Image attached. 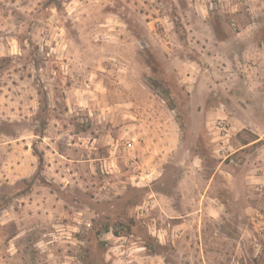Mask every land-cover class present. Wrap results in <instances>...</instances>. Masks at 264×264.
<instances>
[{
    "label": "rangeland",
    "instance_id": "374dc122",
    "mask_svg": "<svg viewBox=\"0 0 264 264\" xmlns=\"http://www.w3.org/2000/svg\"><path fill=\"white\" fill-rule=\"evenodd\" d=\"M242 2L0 0V264H264V67L219 43L264 28ZM185 174L206 197L171 220L149 191Z\"/></svg>",
    "mask_w": 264,
    "mask_h": 264
},
{
    "label": "crops",
    "instance_id": "0c3cea01",
    "mask_svg": "<svg viewBox=\"0 0 264 264\" xmlns=\"http://www.w3.org/2000/svg\"><path fill=\"white\" fill-rule=\"evenodd\" d=\"M231 1V0H228ZM243 0H238V4L235 5L234 9L231 11L234 12L233 17L239 16L241 13H239L240 3L241 5L244 4L242 2ZM259 4L264 5V0H253ZM245 4L253 6L250 1L246 2ZM254 4V3H253ZM262 6L260 9L262 10ZM257 17H248L249 22V28H244L243 30L231 32L228 31L226 34L222 35V38L219 39V43L223 45V47H232L233 49H237L235 53L239 55L240 51H242L244 48L252 50L254 55V65H257L258 68L264 67V28L260 23H257L256 19ZM253 21V22H252ZM235 54V55H236ZM235 55H231L232 58H236ZM240 56V55H239ZM237 56V61L240 62V58ZM242 59V58H241ZM258 81L261 84H264V79H258ZM193 172V170H192ZM226 175H229L227 172H225ZM215 174L212 176V178L209 181V187L214 186L216 182L215 181ZM189 175H186L181 178L179 181V190L180 191H149V194L152 195L151 203L154 206H158L160 213H164L165 216L170 215L169 218L171 220H187V218H190L192 213L190 215H184L183 213L176 212L172 210L171 206L174 204L175 201L177 203L179 202L183 207L187 208L188 205L192 202H195V199L197 196H195L196 191H184V185L188 182ZM213 184V185H212ZM227 188H230L229 183H227ZM206 192L202 195H200V198L197 197L198 201H201L205 199ZM156 204V205H155ZM175 212V214H171V212ZM162 233V232H161ZM163 235L161 234V237ZM164 237V236H163Z\"/></svg>",
    "mask_w": 264,
    "mask_h": 264
},
{
    "label": "built area",
    "instance_id": "2783aa9c",
    "mask_svg": "<svg viewBox=\"0 0 264 264\" xmlns=\"http://www.w3.org/2000/svg\"><path fill=\"white\" fill-rule=\"evenodd\" d=\"M215 129L218 131L219 135H221L223 138H228L230 129H229V124L225 120L217 122ZM122 239H125V238L121 237L120 240Z\"/></svg>",
    "mask_w": 264,
    "mask_h": 264
},
{
    "label": "trees",
    "instance_id": "16d2710c",
    "mask_svg": "<svg viewBox=\"0 0 264 264\" xmlns=\"http://www.w3.org/2000/svg\"><path fill=\"white\" fill-rule=\"evenodd\" d=\"M122 227V230L126 229V231H131V227H132V224H116L115 227H117V231H113V234L117 237L121 236L119 231H118V227Z\"/></svg>",
    "mask_w": 264,
    "mask_h": 264
}]
</instances>
